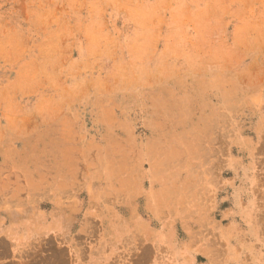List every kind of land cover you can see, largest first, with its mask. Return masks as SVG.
I'll return each instance as SVG.
<instances>
[{"label": "rangeland", "instance_id": "1", "mask_svg": "<svg viewBox=\"0 0 264 264\" xmlns=\"http://www.w3.org/2000/svg\"><path fill=\"white\" fill-rule=\"evenodd\" d=\"M0 264H264V0H0Z\"/></svg>", "mask_w": 264, "mask_h": 264}]
</instances>
